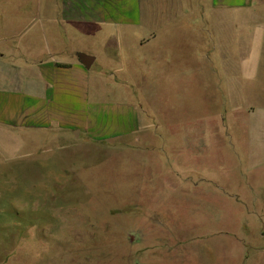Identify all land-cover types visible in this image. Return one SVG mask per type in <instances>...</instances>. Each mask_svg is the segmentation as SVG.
Listing matches in <instances>:
<instances>
[{"label": "rangeland", "instance_id": "obj_1", "mask_svg": "<svg viewBox=\"0 0 264 264\" xmlns=\"http://www.w3.org/2000/svg\"><path fill=\"white\" fill-rule=\"evenodd\" d=\"M49 2L0 0V53L66 60L83 44L105 89L90 101L133 119L109 136L0 127V264H264L262 54L241 64L238 27L227 46L180 23L197 17L178 0H151L177 28L142 49L129 36L113 73V27L51 43Z\"/></svg>", "mask_w": 264, "mask_h": 264}, {"label": "crops", "instance_id": "obj_2", "mask_svg": "<svg viewBox=\"0 0 264 264\" xmlns=\"http://www.w3.org/2000/svg\"><path fill=\"white\" fill-rule=\"evenodd\" d=\"M150 1L144 0V4L143 0H51L48 5L52 10L51 43H65L72 36H102L107 31L105 28L112 26L113 31L107 32L103 47L107 49L113 73L124 71L131 57L125 49L129 48L127 43H131L127 40L129 36H134L135 47L142 49L155 44L159 36L156 31L177 28L176 22L165 26L158 23L156 15L171 10L152 8L146 4ZM186 12L197 18L184 19L180 23L197 20L195 26L191 25V30L196 31L204 30L205 25L216 28L222 31L224 40L227 36V41L223 40L227 46L230 31L238 27L241 64L254 61L261 54L258 60H264V0H205V5L201 0H178V15ZM26 31L27 28L18 35L28 34ZM250 41L257 45L256 51H251ZM83 46L79 45L66 60L56 56L62 51L40 58L19 55L12 60L6 56V51L0 53V127L15 131L54 129L66 138L72 134L76 136L87 126L92 127L94 132L91 133L104 136L118 134V126L124 123L128 127L133 119L129 106L110 107L90 101L96 91L104 93L105 89L101 73L91 74L90 68L78 60V52L92 55ZM228 59L232 60L230 55Z\"/></svg>", "mask_w": 264, "mask_h": 264}, {"label": "water", "instance_id": "obj_3", "mask_svg": "<svg viewBox=\"0 0 264 264\" xmlns=\"http://www.w3.org/2000/svg\"><path fill=\"white\" fill-rule=\"evenodd\" d=\"M78 60L80 61L81 64H83L87 69L90 68L94 61V56L83 53V52H78L77 53Z\"/></svg>", "mask_w": 264, "mask_h": 264}]
</instances>
